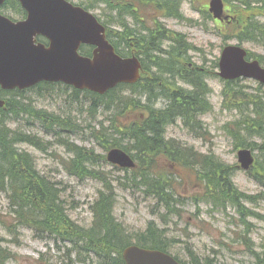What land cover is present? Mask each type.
Here are the masks:
<instances>
[{
  "label": "trees",
  "instance_id": "16d2710c",
  "mask_svg": "<svg viewBox=\"0 0 264 264\" xmlns=\"http://www.w3.org/2000/svg\"><path fill=\"white\" fill-rule=\"evenodd\" d=\"M230 1L240 2L246 12L251 13L249 22H247V17H241L245 24L243 27L245 36H241V41L260 40L264 43V25L258 23V19L264 18V0ZM172 14L178 16V7ZM156 39L157 37L153 39L149 53H145L146 58H143L146 67L151 68L150 64L158 67L160 79L165 75L173 78L178 76L176 69L179 67L176 63L183 58L185 50L192 47L186 41L177 38V41L175 40L177 46H172L168 52L169 57L164 59L159 51L163 50L161 40L164 41L166 38L160 36L157 49L159 51L153 50V44L157 43ZM118 52L123 56L128 55ZM163 52L167 55L166 50ZM197 76L199 78V75ZM149 80H143L140 85L131 86L130 89L133 94H136L139 92L137 89L140 88L150 103L156 99L158 94L153 97ZM183 80L189 81L188 78H183ZM168 82L174 84L173 80L168 79ZM152 84L154 87H159L157 82H152ZM125 90L126 86H119L105 98H96L95 105L90 108V113L97 114L99 108L111 111L113 110L112 106L118 103L117 110L110 119V126L105 127L103 123L99 124V132L94 130L93 134L98 133L99 136H95V138L106 142L108 149L122 148L135 154L139 162V169L134 172H138L141 168L140 175L121 184L124 189L132 186V189L142 190L150 197L156 198L159 204L165 203L164 207L167 211L164 216L178 215L179 200L175 196L177 192L173 188V184L169 183L167 178L164 179L167 182H163L152 174L158 155L163 154L160 156L191 170L195 174L198 185L206 184V191L199 202L212 203L215 208L224 209V211L229 206L236 207L240 215L239 221L246 223L248 227H250L246 219L248 215L262 217L264 220V216L245 209L244 200L257 203L259 197L248 196L235 186V168L215 158H210L204 163L202 162L201 165L200 155L193 149L182 148L175 142L166 139L167 126L175 121L176 113L181 114V117L188 121V118L193 119L194 116L183 112H188V110L199 106H208L207 103L199 104V98H196L198 93L186 92L183 94L182 91H177L170 96V102L166 107L157 110L155 106L148 107L142 104L135 97L123 96L121 92ZM228 90L230 91L226 93L225 97L229 99L230 105L243 113L241 119L234 124L235 129L230 133L238 141L241 140L240 137L243 138L242 132H246L255 139L252 143L245 144V140L239 143L241 147L245 146L253 151H261V156L257 157V162L259 161L261 166L258 165L260 168L252 170L249 176L264 188V163L262 162L264 160V89L259 86L249 93L242 86H238ZM23 93L19 91L3 93L2 97L6 100V106L0 109V192H5L8 196L10 207L14 209L13 213L18 224L33 230L38 239H50L57 245L70 246L71 250L68 252H71V255L72 252L77 254L75 261L70 259L72 264H125L122 252L134 242L143 248L170 252L172 246H169V239L165 236L166 232L160 231L155 222H151L145 232L136 236L128 233L124 225L118 222L114 216L117 194L114 192L111 180H108V176L104 177V173L101 174L93 168L92 170L86 168V164L96 165L103 158L93 151L74 145H70L74 158L66 164L68 172L81 179L87 177L100 179L104 183V191L101 192L100 198L93 207L95 219L90 229L80 226L70 218L68 202L63 199V189L58 183L42 175L37 168L35 157L19 148V145L35 146L45 153L49 150V146L44 140L26 131L27 128H31V120L39 122L44 128V133H52L56 141L67 140L65 134L73 133L79 123L71 117L36 111L30 102L24 101ZM186 100L191 102L190 105L185 102ZM154 101L158 102L159 100ZM141 111H146L147 115L143 119L140 118L139 121L122 124L118 120V117L127 112ZM10 120L18 123V128L12 130L8 123ZM186 123L188 124V122ZM260 140L261 143H259ZM182 150L192 157L191 161L187 159L181 161L187 155ZM126 185L128 186L126 187ZM195 201H198V198ZM11 257L12 254L0 245V264H6ZM191 257L192 264H202L194 254H191ZM175 258L183 264H189L182 261L179 256H175ZM35 264L41 263L37 261ZM254 264H264L262 254H258Z\"/></svg>",
  "mask_w": 264,
  "mask_h": 264
},
{
  "label": "rangeland",
  "instance_id": "374dc122",
  "mask_svg": "<svg viewBox=\"0 0 264 264\" xmlns=\"http://www.w3.org/2000/svg\"><path fill=\"white\" fill-rule=\"evenodd\" d=\"M190 2L187 0L182 4V12L186 17V22L163 20L167 29L186 35L189 43L196 48L195 50L190 49L186 56L183 55V59L177 61L176 64L180 70H176H179V75L174 78L169 76V80H173L174 84L172 87L163 85V89L154 92V95L158 94L156 96L158 102H155L156 99H154L149 103L140 92L133 94L132 91L130 97H135L143 104L163 108L169 104L170 96L181 91L182 88H187L193 94L194 86L189 87L182 79L199 73L203 75L204 80H207L203 68L210 67L211 70H214V63L220 58L222 48L225 45L240 43L243 24H236L234 21L229 24L231 26H224V30L218 32L213 20L206 18L203 13L199 12L202 7H206L205 4H209L210 0ZM258 23L264 25V18L258 19ZM156 40L157 43L160 42V37H157ZM255 42H243V46L255 54L264 55V43L260 40ZM161 45L169 56L168 52L175 44L166 38L164 41L161 40ZM190 64H194L197 71L191 70ZM152 69L153 72L156 71V69ZM166 76L168 77V75ZM251 82L246 81L241 85L243 87H255ZM210 85L215 92L211 101L214 111L202 118L209 133L206 138L201 139L195 136L198 131L202 130V127L196 118L192 119L191 117L188 118L190 127L185 125L183 119L170 124L167 128V137L175 138L200 153L214 154L229 166H237L235 136L230 131L235 129L234 124L241 119L243 113L234 107H231L230 110L224 107L222 96L224 85L219 78H212ZM208 91H210L209 87ZM27 97L30 100L26 102H30L38 111L71 117L79 123L76 133L74 129V135H72L73 133L65 134V137L70 138L71 142L88 149H95L96 154L106 153L98 147L96 141L86 140L89 139L91 130L99 125L98 123H103L104 126L110 123L112 114L102 113V108L98 109L97 114L90 113L92 107L90 97H86L84 94L76 97L71 89L61 85L51 88L49 91L38 89L29 91ZM117 105L118 103L112 106L113 110L109 112L115 113ZM121 120L126 122L128 119ZM8 123L12 130L18 128V124L14 120H10ZM231 124L233 125L228 127ZM30 125L31 128H27L26 131L44 140L49 146V150L45 153L26 144L19 147L27 150L35 157L37 168L42 175L58 183L63 189V199L68 202L71 217L80 226L90 229L94 219L91 205L99 197L102 189L101 183L90 179L81 181L73 177L64 168L62 162L72 161L74 157L70 156L66 149L57 143L52 133H44V128L40 124L31 120ZM195 125L197 126L196 130L193 129ZM186 128L192 129V134ZM242 137H240L241 140H236L238 142L245 140V144L255 140L246 132H242ZM255 153L256 157L261 156V151H255ZM262 162L264 163V160ZM259 166L255 167L258 169ZM86 168L96 169V165L86 164ZM102 168L112 173L111 176L117 180L132 176V173L117 171L111 166L104 165ZM156 172L175 176L181 175L182 180L175 183L177 192L183 198L178 194L175 195L179 200L177 205V209L179 207L180 210L179 216L171 217L172 215L169 214L166 216L160 214L163 211H158L160 204L156 198L148 197L137 190L126 191L117 184L116 216L132 234L145 231L149 222L154 221L160 231L166 232L165 236L169 239V246L175 248L173 253L188 263L192 262L191 254H194L195 258L202 264L211 262L214 264H254L258 254H262L264 257V220L262 217L246 216L247 223L250 225L248 227L246 223L239 221L240 215L236 207L229 206L224 211V209L215 208L212 203L199 202L205 192H200L197 189L196 177L191 170H177L176 166L173 168L167 160L158 159ZM234 184L248 196L259 197L257 203L244 200L243 204L246 210H252L255 214L264 216V188L242 170L236 171ZM196 198L198 201H195ZM13 210L9 208L7 195L0 194V240L3 241L5 248L16 255L15 259L7 261L6 264H32L26 258H40L41 255L47 263L72 264V261L66 257L65 248H61L60 244L57 245L50 239H35L32 230L23 228L16 222L12 214ZM72 260L75 261L76 259ZM88 261L90 262L89 259Z\"/></svg>",
  "mask_w": 264,
  "mask_h": 264
},
{
  "label": "water",
  "instance_id": "95a60500",
  "mask_svg": "<svg viewBox=\"0 0 264 264\" xmlns=\"http://www.w3.org/2000/svg\"><path fill=\"white\" fill-rule=\"evenodd\" d=\"M29 12L28 21L12 24L0 16V89H26L40 81L64 82L78 89L105 94L120 83L135 84L140 79L138 59H122L105 40V29L90 15L79 10H64L61 0H20ZM4 1L0 0V4ZM224 4L213 0L211 12L221 18ZM52 41L49 49L35 45V37ZM82 43L98 46L94 58L78 54ZM246 52L228 47L220 61L224 79L254 78L264 83V69L258 62L247 63ZM4 102L0 101V107ZM108 159L122 167H134L124 152L113 150ZM245 170L254 163L251 151L239 152ZM127 264H180L171 256L133 246L125 250Z\"/></svg>",
  "mask_w": 264,
  "mask_h": 264
},
{
  "label": "bare ground",
  "instance_id": "6f19581e",
  "mask_svg": "<svg viewBox=\"0 0 264 264\" xmlns=\"http://www.w3.org/2000/svg\"><path fill=\"white\" fill-rule=\"evenodd\" d=\"M181 38V37H180ZM179 39V38H178ZM183 41H186V39H184V38H181ZM177 41V40H176ZM176 41L174 40L173 41V43L177 46V43H176ZM186 43H187V41H186ZM190 49H193V48H190ZM190 49H188V50H185L186 51V53L184 54L185 56L187 55V52L190 50ZM194 50V49H193ZM163 55V54H162ZM161 55V56H162ZM163 57V56H162ZM169 56H167L166 54H165V57H164V59H166V58H168ZM183 59V58H182ZM185 59H186V57H185ZM150 67L151 68H147L146 67V64H145V61H143L142 63H141V68H142V72H143V76H144V78H143V80H146V79H150L149 80V82L151 83V90H153V93H152V95H153V97H155L154 96V92L155 91H159V90H161V89H163V85H167V86H169V87H172V84H170L169 82H168V79H169V76L167 77L166 75L165 76H162L161 77V79H160V74H159V72L158 71H155V73L152 71L153 69L152 68H154V64H150ZM190 67H192V69L191 70H193V71H197V67L194 65V64H190ZM179 70H180V68H178ZM179 70H176L177 71V73H179ZM191 70H189V71H191ZM199 76H200V74L199 73H197ZM147 75V77H145ZM188 79H189V81H184V83L186 84V85H188L189 87H192L193 85H192V83H191V80H190V78L189 77H187ZM186 78V79H187ZM142 80V81H143ZM183 80V79H182ZM152 82H157L158 84H159V87H154V85L152 84ZM142 83V82H141ZM203 83V82H202ZM203 84H206V83H203ZM206 88L207 89H205V91L206 92H208L205 96H203V97H199V102L200 103H204V104H208V102H209V98H210V91H208V87H207V84H206ZM193 90V89H192ZM181 91L183 92V94L184 93H190V91H188L187 90V88H182L181 89ZM194 92H196V93H198L199 95L200 94H202V92L203 91H200V90H196L195 88H194V91H193V93ZM200 98H203L202 100L200 99ZM147 100V99H146ZM148 101V100H147ZM145 105H147L148 107L149 106H154V105H151V104H145ZM34 108V107H33ZM156 108V107H155ZM36 109V108H35ZM157 110L159 109V108H156ZM36 111H38L37 109H36ZM42 112H46V113H49V112H47V111H42ZM49 114H53V113H49ZM55 115V114H54ZM176 115H177V118L175 119V121H177V120H179V119H183L184 120V123H185V125H187L188 127H190V125L189 124H187L186 122H188L187 120H185V118H183V117H181V114H178V113H176ZM175 121L173 122V123H175ZM172 123V124H173ZM18 124V123H17ZM38 124H40L39 122H38ZM197 124H198V122H197ZM19 126V125H18ZM169 126H167V128H168ZM196 128H197V126L195 125V127H193V129L194 130H196ZM30 129V128H29ZM45 132V131H44ZM165 137H166V139L168 140V137H167V129H166V133H165ZM56 140V139H55ZM23 145V144H22ZM27 145V144H26ZM52 145V144H51ZM20 146V145H19ZM20 148V147H19ZM23 150V149H22ZM25 151H27V150H25ZM28 152V151H27ZM252 152H253V154L255 155V159H257V157H256V153H255V151H253L252 150ZM235 171H237V169H235ZM250 174V173H249ZM155 250V249H154ZM161 251V250H160Z\"/></svg>",
  "mask_w": 264,
  "mask_h": 264
},
{
  "label": "flooded vegetation",
  "instance_id": "af4514ba",
  "mask_svg": "<svg viewBox=\"0 0 264 264\" xmlns=\"http://www.w3.org/2000/svg\"><path fill=\"white\" fill-rule=\"evenodd\" d=\"M128 23V22H127ZM145 22L143 21V20H140V23H139V25H140V30H137L138 32H140V33H148L149 32V25L147 24V23H145ZM143 31H145V32H143ZM127 36V32L125 31V34H123V36ZM133 42H135V41H133L131 38L130 39H128V38H126V40H125V44H127V45H130V47H132V49H134V46H133ZM136 43H138L137 41H136ZM154 46H153V50H156V51H159V50H157L158 49V47H159V44L158 43H155V44H153ZM140 47H143V44H141V45H139V48L138 49H140ZM162 52H163V50H161ZM161 51H159L160 52V54L163 56V57H165V53L163 52H161ZM165 51V50H164ZM154 69H156V71L158 70V67H156L155 65H154ZM159 69H160V67H159ZM198 74L196 73L194 76H190L189 78H190V80H191V82H192V84H193V86H194V88H197L198 90H200V91H203L202 92V94H200V95H197L196 96V98L198 97H203V96H205L208 92H206L205 91V89H206V84H207V86H208V82H207V80L205 79L204 80V78H203V75L202 74H200V76H199V80H197L198 79V76H197ZM202 80H203V82H205L206 84H203L202 83ZM184 81V80H183ZM186 94V93H185ZM201 100L203 99V98H200ZM185 100V99H184ZM186 103L188 102L187 100L185 101ZM189 103V102H188ZM191 103V102H190ZM190 103H189V105H190ZM194 103V102H193ZM199 104H201L200 102H199Z\"/></svg>",
  "mask_w": 264,
  "mask_h": 264
}]
</instances>
